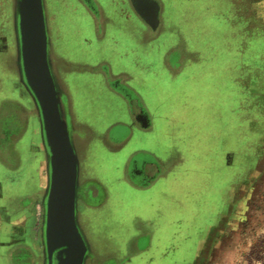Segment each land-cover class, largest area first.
<instances>
[{"label": "rangeland", "instance_id": "1", "mask_svg": "<svg viewBox=\"0 0 264 264\" xmlns=\"http://www.w3.org/2000/svg\"><path fill=\"white\" fill-rule=\"evenodd\" d=\"M183 5L188 19L178 23L189 46L200 49L193 57L202 60L184 71L183 54L177 68L160 65L165 45L179 44L171 37L155 49H139L134 35L111 32L96 47L93 41L99 36L86 33L89 24L79 0H45L52 48L56 50L58 32L69 52L104 59L113 72L129 71L135 77L128 85L132 89L141 77L151 95L140 96L158 113L146 137L134 136L116 153L98 144L90 155L92 173L87 176L112 190L105 209L92 219L103 225L98 230L103 241L86 264H264V0H220L211 16L200 13L203 1ZM8 13L9 0H0V62L13 72L14 47L6 42ZM209 47L223 56L214 71L206 68L208 53L201 51ZM98 63L66 69L100 72L103 62ZM89 74L77 77L75 94L84 102L98 99L104 114L97 125L106 128L123 117L120 103ZM6 90L0 83V109L2 102L12 103ZM141 91L137 86L136 92ZM196 105L215 114L202 120L200 113H191ZM23 112L20 134L0 143V241L10 236L5 246L0 244V264L41 263L36 187L38 177L42 185L45 165L36 131L31 122L28 127ZM224 131L230 135L222 142L219 159L216 139ZM105 135L101 132L100 141L107 146ZM170 147L179 154L175 160L182 161L181 171L167 174L145 193L126 185L119 165L127 154L145 149L163 156ZM28 217H33L31 228L21 223Z\"/></svg>", "mask_w": 264, "mask_h": 264}, {"label": "flooded vegetation", "instance_id": "2", "mask_svg": "<svg viewBox=\"0 0 264 264\" xmlns=\"http://www.w3.org/2000/svg\"><path fill=\"white\" fill-rule=\"evenodd\" d=\"M81 3V7L85 9L86 18L88 20L89 28L86 33L90 35H98V40H94V45L97 47L99 42L105 39L107 33V25L110 24V18L107 16V10L105 5L101 2V0H91L92 5L86 6L82 0H79ZM126 3L125 13L123 15L128 16V13L135 17L138 21L143 23L145 26V32L142 33L140 29L134 26V24L128 29L135 36H139L140 40H148L153 41L162 34V7L159 0H154L158 4V25L152 30L147 24H145L133 11L129 0H124ZM44 9H45V0H43ZM46 16V27L48 32V39L50 44V68L52 75L54 77L55 82L57 83L58 91L63 99L62 101V109L64 110L65 115L69 121L70 126V135L72 139V144L74 146L75 153L78 158V182H77V196H76V211H77V222L79 227L81 228L87 243L90 247V257L87 262L93 261L95 247H99L102 244L103 238L99 235V227H103L101 224H95L93 222V218L97 217L98 212L107 206V203L110 201L106 195V191L104 187L100 184L99 181L94 179H90L87 175L92 173V169L88 167V161L92 152L96 149V145L103 147L104 151L108 150L109 152L116 153L120 151L130 140L132 137V129L130 126H125L122 124H116L109 127L98 128L97 122L98 118H102V111L99 109L98 99L89 100L87 102L75 99L71 95L75 94L76 80L80 77L84 78L85 73H91L89 70L86 71H77V70H67L66 67H77L85 66V68H89L90 63V54H79L77 52H69L62 45L61 35L60 39L56 41L58 44L56 45V50L52 48L54 46L53 37L51 33H49V26L47 24V14L45 9ZM124 16V17H125ZM53 44V45H52ZM11 46V45H10ZM14 47V59L12 61L13 71L18 76L17 68L15 65L16 51H15V43ZM55 47V46H54ZM82 49L85 50L82 45ZM185 60L184 55V47L182 41H179V44L172 48L170 51L165 53L160 60V65L164 69L169 70V66L172 68L179 67L180 55ZM183 60V61H184ZM103 62L100 66V72H95L99 81V86L104 90L107 89L117 98L122 99L127 105V109L131 115L132 126L138 127V129L147 130V123L145 118V110L141 104V101L137 98L136 94L131 91L128 87L126 81L127 78L125 76H115L112 77V68L106 60H102L98 58L95 60V63ZM90 64V65H89ZM99 64V63H98ZM112 64V63H111ZM182 66V65H181ZM162 68V69H163ZM72 69V68H71ZM78 77V78H77ZM105 85V87H104ZM21 86V84H20ZM103 86V87H102ZM22 87V86H21ZM81 87L87 88L85 84H81ZM23 89V87H22ZM88 90V89H87ZM25 95L28 96L27 92L24 90ZM29 104L31 105V110L35 114L36 111L31 102L30 97ZM76 102V104H75ZM27 102V105H29ZM75 104V106H74ZM2 108L0 109V143H8V141L16 135L20 134L22 129V115L23 107L22 103L17 102H2ZM21 106V107H20ZM92 108H95L93 110ZM102 115V116H100ZM76 121V123H75ZM79 121V122H78ZM76 124V128H75ZM86 126L87 129L79 128L78 126ZM131 126V127H132ZM102 127V126H101ZM105 131V136L107 142L109 143L107 146L102 145L100 141L101 132ZM120 132H124L121 133ZM90 133L92 137L90 140L87 138L90 137ZM100 148V147H99ZM96 151V150H95ZM7 155V152H6ZM40 156L45 165V154L42 147L40 150ZM152 167L148 174L147 168ZM120 174L123 172L128 180V183L134 188H145L148 187L149 184L160 176L162 169L156 158L148 153L143 151H137L130 153L125 158V164L120 169ZM83 175H86L84 178ZM46 176V175H45ZM44 193V191H43ZM43 193L39 194V203L42 205V197ZM105 217V216H103ZM41 221L39 226V239H40V229H41ZM96 222V221H95ZM98 228V229H97ZM94 242V245H93ZM95 243L97 244L95 246ZM41 245V243H40ZM23 259V257H21ZM25 259V258H24ZM23 259V260H24ZM42 261V255H41ZM41 264V263H40Z\"/></svg>", "mask_w": 264, "mask_h": 264}, {"label": "water", "instance_id": "3", "mask_svg": "<svg viewBox=\"0 0 264 264\" xmlns=\"http://www.w3.org/2000/svg\"><path fill=\"white\" fill-rule=\"evenodd\" d=\"M91 6V0H82ZM152 30L158 25L154 0H129ZM13 35L18 81L35 108L45 154L41 264H86L90 247L77 222L78 158L62 97L50 68V44L43 0H13Z\"/></svg>", "mask_w": 264, "mask_h": 264}, {"label": "crops", "instance_id": "4", "mask_svg": "<svg viewBox=\"0 0 264 264\" xmlns=\"http://www.w3.org/2000/svg\"><path fill=\"white\" fill-rule=\"evenodd\" d=\"M159 1L161 3V7H162V18L161 19H162V23H163L162 24L163 32L159 36V38H157V39H155L153 41H148L147 39L146 40L145 39L144 40L143 39L142 40L138 39L139 36H135L131 31L128 30L134 24L135 27H137L138 29H140V31L142 33H144L145 32V26L143 25V23L138 21L131 14L128 13V16H127V14H126V16L122 14V13H125V9H126V3H125L124 0H101V2L106 7L107 16L111 20L110 24L107 25V30L108 31L106 33V36L110 35L111 32H116V34L123 32V34H124V31H126L129 34H132V35L135 36V38H136L135 45L137 44L139 49H141L142 47H145V46L153 47L155 49L158 44H161L164 41H167V38L171 37L169 40L174 41L175 43L179 42V41H182V44H183V47H184V53L185 52L190 53V54L185 55V60L183 61V65H182V68H183L182 71H184V67H188V64L190 66H196V64H199L200 62H202V60H200V58L196 59L193 56L197 57L199 55V53H201L200 49L197 48V47H194L193 45L189 46L190 43H191L190 40L188 39L189 36H188V34H186L183 31L182 27H180V25L178 23V21L179 22L181 20H185L186 21V19H188V17H186L185 12L182 11L183 10V6H184L183 3L195 2L197 4L200 1H203V10L204 11H201V12L199 11V12L202 15H207V16L210 15L211 16V15H215L216 9L219 8L220 0H159ZM213 11H214V13H212ZM216 13H217V11H216ZM6 20L8 21V24L5 25V26H6L7 30H8L7 32H9L8 33L9 39L6 40V42L8 43V46H10V45L13 46L14 45V35H13V0H9V13H8V17L6 16ZM106 36H105V38H106ZM109 40H111V39H109ZM7 43H5V45H7ZM112 43H115V39L112 40ZM171 46L169 47L168 43L165 45V48H164L165 50H163L162 53L160 52L161 53V57L165 53H167L168 51H170L172 49ZM175 46H176V44H175ZM187 47H188V49H187ZM189 48H191V49H189ZM201 51L204 52L205 54L208 53L207 54V59H205V61L208 63V65L206 64L207 65L206 68L209 69L208 71H214V68H213L214 67V63L217 61V59H220V58L222 59L223 56L221 55L220 52H218L217 54H214L213 50L211 51L210 47L207 48V49L204 48ZM95 60L96 59H91L90 60V62H91L90 64H95ZM184 62H185V64H184ZM1 64L2 63L0 62V83H2V85L7 90H9V91L6 90L7 91L6 94L11 95L9 97V100H12V102H17V103L18 102L21 103L22 100L24 101V103H22V106L24 108L23 110L28 115V117H27L28 127H29V124L31 122V124L33 125L32 126V131H34V130L36 131L37 144H38V146L40 148L39 150H42L41 139H40L39 122H38V118H36L35 114L31 110V105L29 104V98H28L27 95H25L24 89H22V87L20 86V83L18 81V76L15 74V72L14 71L12 72V70H7V68L3 67ZM110 65H112V64L110 63ZM197 67H199V66L197 65ZM218 70H220V68H218ZM4 74L5 75H9L10 79H8V78L6 79V76ZM85 74H89V73H85ZM85 74H84V77L88 76V75H85ZM167 74H169V73H167ZM89 75L90 76L93 75V78L95 80L99 81V79L97 77V74L95 72H91ZM112 75L113 76H122V75L125 76L127 78V80H128V81H126L127 85H131L130 81L133 78H135V77H132V75L129 73V71H126L123 68L118 69L115 72H112ZM140 78L138 77V79H136V82H138L140 85H138L135 82L134 88L135 87L137 88V86H138L144 92L141 91L142 93H137L136 92V88L132 89L130 86H128V87L131 89V91H133L136 94L137 98L141 101V104H142V106H143V108L145 110V115H146L145 118H146V123H147V128L146 129L147 130H143V129H140V128L138 129V127L132 126V124H131L132 123L131 115H130L128 109H127L128 105L122 99L117 98L115 95H113L107 89L106 90L104 89V91L108 92L113 98L116 99L115 101H118L120 103L119 111L121 112V115L123 116L119 120H113V122H110V124H108V126H106V127H109V126L111 127V126L116 125V124H122V125H125V126H130V128L133 131L131 140L124 147H126L129 143H131L133 141L134 136L138 137V136L147 135L152 130L153 123L155 121V117L158 114V113H155L152 109L148 108L147 105L144 102V99L140 96V95H151V93H149L147 91V89L144 87L143 80H141ZM97 83L99 84V82H97ZM160 92L162 93V90H160ZM178 95H185V93L181 92ZM186 95H192V94L187 93ZM71 96L75 99V101L77 100V97H78L77 95H71ZM19 97L22 99L21 101H20ZM197 100H198V98H197ZM27 102H28L29 105H27ZM75 104H76V102H75ZM75 104H74V106H75ZM163 107H164V105H163ZM195 109H193L191 111V113H194L196 116H198L199 113H200V115L202 116V120H203L205 114L208 115V116H210V115L213 116V114H215V113H213V111L210 108L207 109V111H206L203 108H200L199 105H196ZM168 111H169V109H168ZM160 118H162V117H160ZM165 119H167L166 116H165ZM207 119H209V118L207 117ZM211 119H212V117L210 118V120ZM75 123H76V121H75ZM75 128H76V124H75ZM229 131L221 132L219 134V136H217V139H216L217 140V143H216L217 146H215V148L217 147V151H218L217 154L219 155V159H220V154H221V147L223 145L222 142H223L225 137H227V136L229 137V135H230L228 133ZM121 133H124V132H120L119 136H121ZM137 151L148 152L145 149H139V150H133L131 153L137 152ZM148 153L152 154L156 158L157 162L159 163V165L161 166V169H162V172H161L160 176H158L156 179H154L149 184L148 187L139 188V189L132 187L128 183L126 175L123 172L121 173L122 174V178L125 177V179H126L125 180L126 181L125 182L126 185L128 187H131L133 190H136L139 193H145L148 190H151V188H153L158 182H160L163 177H165V176L167 177V174H173L174 175V174H176V172L178 173L179 170L181 171V167L183 166L182 165V161L180 159L179 160H175V158H179V154L175 150H173V148L168 149L163 156L162 155H158V154H154V153H151V152H148ZM126 156L123 158L122 162L120 163L119 170L121 169L122 166H124ZM178 164H180V165H178ZM178 167H179V169H178ZM151 168L150 167L147 168L148 174H149ZM38 180H39V183L37 184L36 188H37V192H38V196H39V194L41 195L43 193L44 189H45L46 176L42 177V185H40L41 181H40L39 177H38ZM100 184L104 187V190L106 191V195H107L108 199L110 200L111 199L110 191L112 189H109L110 187H109L108 184H107V186H105L104 183L103 184L100 183ZM37 205H38L39 211H40L39 212V218H40L39 219V226H40V220H41V217H42V207H41V204L39 203V197H38ZM196 209L199 210L198 207H196ZM32 221H33V217H28V218L24 219L23 221H21V223H22V225H24V227L31 228ZM8 237H10V236H8ZM8 237H7V239H8ZM7 239L3 240V241H0V244L5 246L6 243H7Z\"/></svg>", "mask_w": 264, "mask_h": 264}]
</instances>
